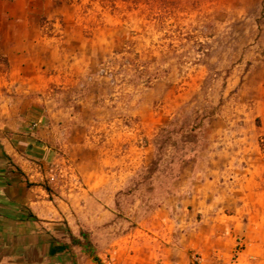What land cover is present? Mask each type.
<instances>
[{"label": "crops", "instance_id": "crops-1", "mask_svg": "<svg viewBox=\"0 0 264 264\" xmlns=\"http://www.w3.org/2000/svg\"><path fill=\"white\" fill-rule=\"evenodd\" d=\"M78 42L0 20V264H264V55L161 148L183 116Z\"/></svg>", "mask_w": 264, "mask_h": 264}, {"label": "rangeland", "instance_id": "rangeland-1", "mask_svg": "<svg viewBox=\"0 0 264 264\" xmlns=\"http://www.w3.org/2000/svg\"><path fill=\"white\" fill-rule=\"evenodd\" d=\"M89 2L0 0V20H38L40 33L77 39L94 52L100 76L134 84L136 97L154 92L155 113L166 105L167 114L183 116L154 137L161 148L173 146L176 130L219 112L236 92L228 83L250 65L245 58L264 55V0H167L161 9L118 5L115 13Z\"/></svg>", "mask_w": 264, "mask_h": 264}, {"label": "trees", "instance_id": "trees-1", "mask_svg": "<svg viewBox=\"0 0 264 264\" xmlns=\"http://www.w3.org/2000/svg\"><path fill=\"white\" fill-rule=\"evenodd\" d=\"M97 1L102 9H108L110 12L115 13L119 10L118 5L124 6L125 10L131 11L137 9L139 6H158L160 9L165 5L167 0H93ZM96 264L100 262L94 258Z\"/></svg>", "mask_w": 264, "mask_h": 264}, {"label": "built area", "instance_id": "built-area-1", "mask_svg": "<svg viewBox=\"0 0 264 264\" xmlns=\"http://www.w3.org/2000/svg\"><path fill=\"white\" fill-rule=\"evenodd\" d=\"M37 126H38L37 122H35L31 125L32 129H35ZM50 180L53 181V178H51ZM191 260H192V264H198L199 263L198 257L196 255L192 256Z\"/></svg>", "mask_w": 264, "mask_h": 264}]
</instances>
